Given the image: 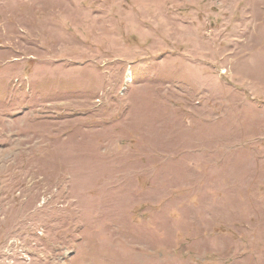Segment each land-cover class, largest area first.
Here are the masks:
<instances>
[{
    "label": "rangeland",
    "instance_id": "374dc122",
    "mask_svg": "<svg viewBox=\"0 0 264 264\" xmlns=\"http://www.w3.org/2000/svg\"><path fill=\"white\" fill-rule=\"evenodd\" d=\"M0 264H264V0H0Z\"/></svg>",
    "mask_w": 264,
    "mask_h": 264
}]
</instances>
